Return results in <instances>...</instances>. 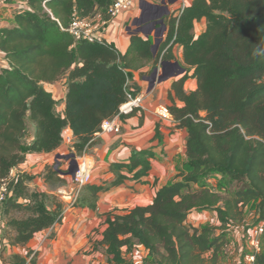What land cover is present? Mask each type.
Wrapping results in <instances>:
<instances>
[{
  "label": "trees",
  "instance_id": "16d2710c",
  "mask_svg": "<svg viewBox=\"0 0 264 264\" xmlns=\"http://www.w3.org/2000/svg\"><path fill=\"white\" fill-rule=\"evenodd\" d=\"M111 2L27 0L28 9L14 15L13 25L0 28V53L7 63L0 67V180L27 154L57 150L66 128L74 137L75 154L81 155L126 94L140 93L130 83L132 74L173 60L172 48L178 46L185 72L171 83L167 110L187 134L186 171L160 187L149 205L107 214L102 244L107 264H135L122 254L133 243L145 251L139 264H216L224 235H216L213 227L191 232L185 223L192 211L215 212L224 233L229 222H240L243 209L255 204L253 226L264 225V0H191L164 18L165 38L155 55L153 42L138 34L130 35L127 51L120 54L111 44L75 41L67 32L74 18L98 15L110 21ZM200 21L205 27L195 37L194 23ZM189 72L197 88L186 93ZM62 79L66 92L58 114V102L45 85ZM26 120L33 135L24 145ZM153 148L132 149L126 163H111L114 179L109 185H86L78 206L94 211L99 195L110 188L125 181L146 183L142 179L149 176ZM213 175L239 186L223 197L207 185ZM40 177L48 193L31 190L26 172L9 182L1 216L3 246L23 248L36 234L61 224L62 204L52 192L66 183L64 174L52 164ZM2 264H36V254H11ZM257 264H264V230Z\"/></svg>",
  "mask_w": 264,
  "mask_h": 264
},
{
  "label": "crops",
  "instance_id": "0c3cea01",
  "mask_svg": "<svg viewBox=\"0 0 264 264\" xmlns=\"http://www.w3.org/2000/svg\"><path fill=\"white\" fill-rule=\"evenodd\" d=\"M190 2L191 0H176L168 9L171 13L176 9L188 6ZM23 9H28L27 0H0V28L11 27L14 15ZM143 13L141 1H135L130 11L120 13L108 22L101 21L98 15L94 20L98 25L103 26V36L106 43L113 45L120 54H124L129 47V33L136 28L133 24ZM204 27L202 21L194 23L195 37L200 34V31L204 30ZM197 28L199 33L196 32ZM165 33L162 41L165 38ZM138 35L144 37L142 34ZM149 39L153 42V36H150ZM172 55L174 59L168 62H177L185 70L182 49L174 46ZM159 64L160 62L156 67L160 71ZM0 67H7L1 53ZM148 71L149 66H145L134 72L130 82L140 87L138 95L142 99L141 109L134 111L123 119L122 130L119 135L95 136L87 154L95 163L91 183L100 184L105 181L111 182L114 179V176L108 170L111 163H126L132 149L144 150L154 147V157L150 161L149 176L142 179L146 183L125 181L119 187L110 188L99 195L94 211L87 207L76 206L63 214L60 225L53 230L49 229L36 234L25 247L10 248L4 245L7 251L6 257L11 254L23 255L21 253L24 251H32L36 254V264H90V257L85 256L83 251L88 248L86 237L93 228L98 227L102 220L104 226L101 232H103L106 228L104 222L106 215L123 204H126V206L132 205L130 207L132 209L136 206H146L148 200L151 203L155 192L166 185L165 181L175 177L177 174L175 166L179 160H183L185 157L187 134L184 129L177 128V123L170 114L168 117H162L157 114V111L160 108L167 109L171 105L168 99L171 83L181 74L174 77L170 76L160 83H155L150 88L147 78L153 70L149 73ZM174 71H177V69ZM191 74L192 72L188 73L189 77L183 86L186 93L193 92L197 88L196 80L191 77ZM45 89L53 94L57 102H61L60 110H56V112L62 114L66 92L65 80L62 79L54 84L45 85ZM175 105L179 108L183 106L181 102L176 100ZM64 135L65 139L57 150L49 154H27L23 163L15 168L16 172L22 170L33 175L29 187L36 185L38 189L49 192L40 175L43 173L50 156L65 148L72 150L70 145L74 142V137L71 130L66 128ZM143 200H145V204L142 203ZM207 212L192 211L187 220L195 221L200 225L198 220L202 217L205 219L204 214H207ZM3 225L4 223L0 222L1 228ZM0 264H2L1 260Z\"/></svg>",
  "mask_w": 264,
  "mask_h": 264
},
{
  "label": "rangeland",
  "instance_id": "374dc122",
  "mask_svg": "<svg viewBox=\"0 0 264 264\" xmlns=\"http://www.w3.org/2000/svg\"><path fill=\"white\" fill-rule=\"evenodd\" d=\"M147 2L152 3L150 1H147ZM152 4H154V3H152ZM156 5H158V4H156ZM145 24H148V23L144 22L142 25H145ZM97 26H100V25L97 24ZM202 31H200V33H202ZM196 32L199 33L198 28H197ZM193 35L195 36L194 29H193ZM156 53H157V50H156L155 54ZM60 106H61V102H58L57 107H56L57 111L60 110L59 109ZM26 128H27L26 129V136H25V139L23 142L24 145L28 144L31 141L32 135H33V127L28 122V120H26ZM177 128L180 129L181 127H179L177 125ZM73 143H72V145H73ZM72 145H70V148L72 150L65 148V149L57 152L53 156H50L48 163L44 167V170H48L50 168V166L53 164L54 168L59 170L60 172H62L64 175L65 174L70 175V169H71L70 168V162L72 159H66L65 157H67L69 155H74L73 160L75 161V157H80L82 155L88 157L87 154H88V150H89V148H88L85 151H83V153L81 155H77V154H75V151L73 150ZM94 166H95V163L93 161V168H94ZM175 167H176L177 174L175 175V177H171L167 181H165L166 184H169L170 182L174 181L180 172L183 173V171L184 172L186 171V168H187L186 157H184L183 160H179ZM19 172L23 173L26 171L20 170ZM19 172H15V174H17ZM92 172H93V169H92ZM92 172H91V174H92ZM26 174L28 177H32V179H33L32 174H30L28 172H26ZM91 177H92V175H91ZM67 179L68 178L65 177V181ZM30 182H31V180L29 182H27L28 186H29ZM105 184L109 185V181H105ZM207 185L211 190L218 192L223 197H227V198L230 197L232 195V193L239 186L237 182L231 181L227 177H222L220 175H213L207 181ZM30 189L36 190L39 192H44V190L38 189V187L36 185L30 187ZM191 189L192 190L196 189V186H191ZM52 194L54 195V194H56V192L53 191ZM142 203L145 204V200H143ZM149 203L150 202L148 200V203H146V204L148 205ZM78 204L79 203H77V206H78ZM131 206H129V205L126 206V204H123L119 208H116L113 211H111V213L115 212L117 215H123L125 213V210H129ZM204 215H205V219L202 217L200 220H198L200 225L197 224V222H195V221L187 220L185 223L186 226L190 229L191 232L193 231L194 228H202V227L216 228L217 229L215 231L216 235H220V234L224 235V243L222 244V246L218 250L219 252L217 254V263L216 264H239L241 254L243 253L244 249H246V236H247L246 233H248V230L253 227V224L257 218L256 212H255V204H250L248 207L243 209L242 219L240 222H229L225 227L226 229H225L224 233H221L223 231L222 229L220 230L221 223H220L219 218L217 217V215L215 213L207 212V214H204ZM0 222H2V221H0ZM102 223H103V221L101 220L98 227L93 228V230L90 232V234L86 237L88 248L85 251H83V253L85 256L90 257V262H89L90 264H93V263H95V264H107V257L104 253L105 247L102 244V236H101L102 235L101 231H102L103 226H104ZM1 229L2 228L0 227V232H1ZM26 252L24 251L21 254L24 255ZM122 254L127 261L133 262L135 264H139L141 262V259L145 257L144 249L142 247L136 245V243H133L131 251H127L125 247L122 248ZM210 254H211V251L208 252V255H210ZM6 255H7V251L5 249V246L2 245V242L0 240V260H1V262H2V259L4 257H6Z\"/></svg>",
  "mask_w": 264,
  "mask_h": 264
},
{
  "label": "built area",
  "instance_id": "2783aa9c",
  "mask_svg": "<svg viewBox=\"0 0 264 264\" xmlns=\"http://www.w3.org/2000/svg\"><path fill=\"white\" fill-rule=\"evenodd\" d=\"M135 1L143 0H112L111 5L107 9L110 19L118 16L120 13L128 12L132 8ZM103 26H97L94 19L91 18H74L67 27V32L75 41H85L88 43H105L103 36ZM141 96L133 95L131 92L126 94L125 101L118 107L117 113L104 120L98 132L94 135H119L122 130L123 119L131 115L134 111L141 109ZM159 116H169L166 108H160L157 111ZM65 139L64 131L62 141ZM76 171L73 175L65 174L68 178L66 183L55 189L54 194L62 204V215L77 206L82 189L91 183V172L93 169V161L84 155L75 157ZM16 169L10 170L7 177L0 180V221L2 216V207L8 196V185L15 176ZM264 230L261 223L253 226L246 233V249L241 254L239 264H257V256L260 253V240Z\"/></svg>",
  "mask_w": 264,
  "mask_h": 264
},
{
  "label": "water",
  "instance_id": "95a60500",
  "mask_svg": "<svg viewBox=\"0 0 264 264\" xmlns=\"http://www.w3.org/2000/svg\"><path fill=\"white\" fill-rule=\"evenodd\" d=\"M175 2L176 0H164L160 4L156 5L145 0L141 1L144 13L140 18L136 19L133 24L136 28L134 31L130 32L129 35L142 34L145 38L153 36V45L151 47L153 55H155L156 50H158V47L162 42L163 35L166 32L164 18L170 14L168 7L173 5ZM143 21L148 24L142 25L144 23ZM159 65L160 71L159 68L155 67L147 78L150 88L153 87L155 83H160L170 76L174 77L185 72V70L181 68L177 62L171 63L163 61L160 62ZM175 69H177V71H174ZM65 158L72 159L70 162V175H73L76 171V163L73 160L74 155H69Z\"/></svg>",
  "mask_w": 264,
  "mask_h": 264
}]
</instances>
